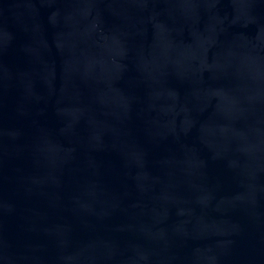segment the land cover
Here are the masks:
<instances>
[{"label": "water", "instance_id": "95a60500", "mask_svg": "<svg viewBox=\"0 0 264 264\" xmlns=\"http://www.w3.org/2000/svg\"><path fill=\"white\" fill-rule=\"evenodd\" d=\"M0 264H264V0H0Z\"/></svg>", "mask_w": 264, "mask_h": 264}]
</instances>
